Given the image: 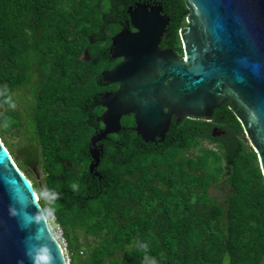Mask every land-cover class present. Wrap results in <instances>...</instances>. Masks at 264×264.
Wrapping results in <instances>:
<instances>
[{
    "label": "trees",
    "instance_id": "16d2710c",
    "mask_svg": "<svg viewBox=\"0 0 264 264\" xmlns=\"http://www.w3.org/2000/svg\"><path fill=\"white\" fill-rule=\"evenodd\" d=\"M135 1L0 0V135L53 213L70 264H264V176L229 102L211 121L174 118L157 142L124 115L125 129L101 142L99 175L90 171L102 95L119 86L103 71L121 59L112 38ZM158 1L170 16L161 46L182 52L190 9ZM221 184L223 200L211 190Z\"/></svg>",
    "mask_w": 264,
    "mask_h": 264
},
{
    "label": "water",
    "instance_id": "95a60500",
    "mask_svg": "<svg viewBox=\"0 0 264 264\" xmlns=\"http://www.w3.org/2000/svg\"><path fill=\"white\" fill-rule=\"evenodd\" d=\"M185 2L190 13L180 29L184 57L161 47L170 18L159 3L129 6L128 27L113 36V58L121 60L103 78L119 86L102 95L104 127L89 141L95 175L101 142L125 129L124 115H134L143 140L157 142L166 139L173 117L211 121L214 110L229 102L264 176V0ZM83 59H90L88 49ZM0 264H70L33 182L1 135Z\"/></svg>",
    "mask_w": 264,
    "mask_h": 264
},
{
    "label": "rangeland",
    "instance_id": "374dc122",
    "mask_svg": "<svg viewBox=\"0 0 264 264\" xmlns=\"http://www.w3.org/2000/svg\"><path fill=\"white\" fill-rule=\"evenodd\" d=\"M17 96V101H16V106H22L24 105V98L27 96L26 90H21L19 92L16 93ZM9 140L11 142H17L18 137L16 138H9ZM17 157V155L15 156ZM29 168L32 169V175L37 179V181H39L42 186L44 187L45 181H44V172L42 167L39 164H35V163H31L29 165ZM212 194L216 197H218L219 199L223 200L226 198V196L228 195L229 189L227 188V186L221 184V185H217V186H213L212 187ZM48 217L50 219V223L53 224L54 228V232L56 235L59 236L60 241L62 242V244L66 245V241L64 239V237L62 236V230L60 229V227L55 226V222H54V216L53 213H49ZM66 251V255L68 257V260L70 261V256L68 253V250L65 249Z\"/></svg>",
    "mask_w": 264,
    "mask_h": 264
},
{
    "label": "flooded vegetation",
    "instance_id": "af4514ba",
    "mask_svg": "<svg viewBox=\"0 0 264 264\" xmlns=\"http://www.w3.org/2000/svg\"><path fill=\"white\" fill-rule=\"evenodd\" d=\"M137 1H139V0H137ZM137 1H135L134 3H132V4H130V6H135L136 5V3H137ZM142 1H147L148 3H150V4H152V5H154V4H161V2H159L158 0H142ZM162 5V4H161ZM162 7H163V5H162ZM164 8V7H163ZM166 14V13H165ZM167 15V14H166ZM168 16V15H167ZM169 18H170V16H169ZM129 23H130V20H128L127 22H126V25L124 26V27H128V25H129ZM170 23V22H169ZM169 25V24H168ZM132 27V26H131ZM132 30H136L134 27H132L131 28ZM168 30V29H167ZM167 32V31H166ZM165 32V33H166ZM165 35V34H164ZM169 37H170V35H169ZM163 38H164V36H163ZM162 41H163V39H162ZM162 43V42H161ZM181 43H182V40H181ZM182 46H183V43H182ZM162 47V46H161ZM162 48H164V49H166V48H171V47H162ZM174 50V49H173ZM175 51V50H174ZM178 55H180V56H182V57H184V49H183V51L182 52H177V51H175ZM121 60V59H120ZM174 118H176V117H173V119ZM215 128H217L218 129V127H215ZM170 130V129H169Z\"/></svg>",
    "mask_w": 264,
    "mask_h": 264
},
{
    "label": "built area",
    "instance_id": "2783aa9c",
    "mask_svg": "<svg viewBox=\"0 0 264 264\" xmlns=\"http://www.w3.org/2000/svg\"><path fill=\"white\" fill-rule=\"evenodd\" d=\"M51 227H52V229H53V231H54V227L51 225ZM58 238H59V236L58 235H56ZM65 249H66V247H65Z\"/></svg>",
    "mask_w": 264,
    "mask_h": 264
}]
</instances>
